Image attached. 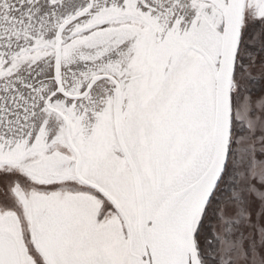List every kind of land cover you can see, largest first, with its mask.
Masks as SVG:
<instances>
[{"label":"snow or ice","instance_id":"obj_1","mask_svg":"<svg viewBox=\"0 0 264 264\" xmlns=\"http://www.w3.org/2000/svg\"><path fill=\"white\" fill-rule=\"evenodd\" d=\"M0 264H264V0H0Z\"/></svg>","mask_w":264,"mask_h":264}]
</instances>
